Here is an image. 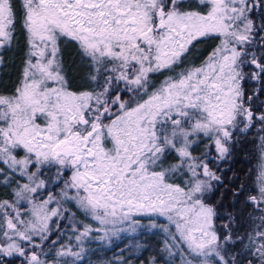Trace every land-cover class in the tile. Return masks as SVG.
<instances>
[{
  "label": "snow or ice",
  "instance_id": "6c2138e0",
  "mask_svg": "<svg viewBox=\"0 0 264 264\" xmlns=\"http://www.w3.org/2000/svg\"><path fill=\"white\" fill-rule=\"evenodd\" d=\"M262 8L264 0H0V50L11 47L17 24L28 48L21 82L0 94V184L12 194L0 200V254L76 264L94 232L110 240L148 216L166 220L149 227L166 235L163 251L180 264H237L228 226L219 225L221 236L206 201L219 180L207 159L213 147L224 158L234 132L254 120L264 125L243 88L246 79L264 85ZM209 37L217 46L185 66L194 42ZM69 40L88 61L90 87L73 90L64 75L61 44ZM165 71L173 75L155 86L150 77ZM121 90L126 98L114 94ZM205 140L204 155H194ZM49 184L59 186L55 195ZM252 191L247 202L261 215L245 250L264 264V152ZM65 203L99 227L72 225L78 250L60 244L53 254L45 242L58 243L49 237Z\"/></svg>",
  "mask_w": 264,
  "mask_h": 264
},
{
  "label": "trees",
  "instance_id": "16d2710c",
  "mask_svg": "<svg viewBox=\"0 0 264 264\" xmlns=\"http://www.w3.org/2000/svg\"><path fill=\"white\" fill-rule=\"evenodd\" d=\"M186 3L195 7L196 0H186ZM261 16H264V8L258 9L255 13V17ZM218 43V39L211 37L201 38L194 42V46L185 61V66L198 65ZM27 51L24 30L17 24V34L11 47L2 49L1 53L4 63L0 65V94L11 95L21 82ZM61 55L64 69L68 66V70H64V73L67 75L72 89L90 87L87 77L91 69L88 66V61L81 56L76 44L70 40L63 42ZM246 71L248 70L246 69ZM161 74H165V72L153 74L150 77L153 84L156 83ZM118 87L123 89L124 86L121 84ZM262 87L264 85L253 80L246 79L243 82L246 97H253L251 108L256 114L264 112V91L255 96L253 93ZM114 94L126 98V94L122 90ZM262 129H264V125H261L258 120H254L252 127L246 132H234L233 140L229 144L230 151L222 159L218 157L214 147L208 149L209 158L207 162L209 168L219 177V180L212 181V190L206 194V201L216 208L217 231L221 236L225 235V230L219 225L227 224L228 226L233 243L226 245V248L229 255L236 257L237 264L240 262L248 264L250 259L252 264H256L255 259L245 250V247L248 243L247 234L252 233L255 226L260 223L257 219L260 212L247 202V196L254 194L252 191L253 184L258 166L261 163V153L264 152V140L261 139L264 137V130ZM205 143L210 144L211 142L205 140L200 143L199 147L194 149V155H204ZM174 162L175 155L173 154L169 157L165 167ZM54 176L55 169L44 172L45 179ZM177 182L179 181L177 180ZM48 187L54 195L59 191V186L54 184H49ZM237 193L239 194L237 195ZM11 199V188L0 184V200ZM63 207L68 211L64 213V218L59 221L58 230L55 229V222H53V231L49 237V240L58 239V243L52 246L45 242V250H49L53 254L60 244H75L73 239H68L74 235L72 225L79 228L80 223L86 225L92 221L72 203H65ZM69 212L74 215L69 217ZM156 221V224H164L163 221ZM241 237L244 238L243 242L239 240ZM165 239L167 237L160 229L148 226L140 227L134 232H126L111 237L110 240L93 238L85 241L83 259L77 260L76 264H150L153 257L156 264H180L178 257H169L167 252L163 251ZM0 260L3 261V264H24L23 258L18 256L7 257L0 254Z\"/></svg>",
  "mask_w": 264,
  "mask_h": 264
},
{
  "label": "rangeland",
  "instance_id": "374dc122",
  "mask_svg": "<svg viewBox=\"0 0 264 264\" xmlns=\"http://www.w3.org/2000/svg\"><path fill=\"white\" fill-rule=\"evenodd\" d=\"M2 53V50H0V54ZM63 69H64V65H63ZM66 69L68 70V66L66 67ZM66 69H64L65 71H66ZM155 74H158V73H155ZM64 75L66 76V79L68 80V78H67V75L64 73ZM169 75H173V73H169L168 72V74H167V71H165V74H161V75H159V77L157 78V81H156V83L154 84L155 86H159L160 85V83L167 77V76H169ZM146 98V97H145ZM262 207H264V205H262ZM260 215H261V213H260ZM138 219H139V221H140V227H149V225H150V223H152V222H157L156 220H160V221H163V223L165 224L166 223V220L164 219V218H162V217H148V216H140V217H137ZM91 219V218H90ZM92 220V219H91ZM160 223V222H159ZM86 225H88V226H90V227H92V228H98L99 227V224L97 223V222H95L94 220H92L90 223H87ZM122 227H124V228H127V225H123ZM139 227V228H140ZM138 229V228H137ZM136 229V230H137ZM126 232H132V231H124V232H121L120 234H122V233H126ZM119 234V235H120ZM99 235H100V233H96V232H94L93 234H92V238L91 239H93V238H96V239H98V237H99ZM118 236V235H117ZM72 237H74V235L72 236ZM73 240H74V238H73ZM90 240V239H89ZM98 240H100V239H98ZM74 242H75V240H74ZM76 243V242H75ZM73 250L74 251H77L78 249L77 248H75V244H73ZM69 261H71V260H69Z\"/></svg>",
  "mask_w": 264,
  "mask_h": 264
}]
</instances>
